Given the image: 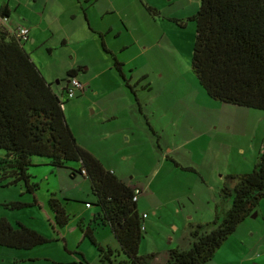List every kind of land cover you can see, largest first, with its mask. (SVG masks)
<instances>
[{
  "label": "rangeland",
  "instance_id": "rangeland-1",
  "mask_svg": "<svg viewBox=\"0 0 264 264\" xmlns=\"http://www.w3.org/2000/svg\"><path fill=\"white\" fill-rule=\"evenodd\" d=\"M199 1L10 0L9 20L2 22L10 31L28 28L24 47L55 92L66 69L81 66L79 79L87 91L65 98V119L107 169L141 190L138 211L148 217L139 253L154 254L152 264H163L168 248L188 246L189 226L213 220L222 184L227 176L252 170L264 137V110L211 99L191 71L195 24L186 18ZM147 6L158 15L151 16ZM110 53L122 64L128 86ZM70 173L38 169V199L51 192L68 197L71 220L55 243L27 252L30 260L14 264L97 263V251L78 227L81 212L92 204L88 180ZM20 191V185L0 186V212L12 223L56 236L43 205L2 208L10 198L30 199ZM254 213L207 264H264V199ZM94 229L97 241L107 238V229ZM0 252V264L10 259Z\"/></svg>",
  "mask_w": 264,
  "mask_h": 264
},
{
  "label": "trees",
  "instance_id": "trees-1",
  "mask_svg": "<svg viewBox=\"0 0 264 264\" xmlns=\"http://www.w3.org/2000/svg\"><path fill=\"white\" fill-rule=\"evenodd\" d=\"M146 9L151 16L158 15L155 8ZM0 17H9L6 4L0 7ZM169 20L185 25L183 20ZM186 20L195 24L191 71L205 93L215 101L264 110V0H200L197 11ZM25 40L0 23V186L20 185L21 196L30 197L1 206L13 211L43 205L57 235L51 237L20 221L12 223L1 213L0 249L20 257L58 240L71 220L70 199L54 192L38 199L35 178L40 167L65 168L73 178L79 175L88 180L90 207L95 211L87 218L79 216L78 227L97 251L96 264H152L154 254L139 253L145 232V218L137 206L140 189L126 184L81 147L65 119V102L79 91L68 98L69 81L77 78L78 70H67L59 93L55 92L26 51ZM110 57L128 86L122 64L114 54ZM130 91L136 99L132 88ZM226 179L217 194L213 220L190 226L188 246L170 248L165 264L211 262L239 225L256 211L264 199V137L252 170ZM94 226L107 229V238L97 241ZM72 263L88 264L80 260L54 262Z\"/></svg>",
  "mask_w": 264,
  "mask_h": 264
},
{
  "label": "crops",
  "instance_id": "crops-1",
  "mask_svg": "<svg viewBox=\"0 0 264 264\" xmlns=\"http://www.w3.org/2000/svg\"><path fill=\"white\" fill-rule=\"evenodd\" d=\"M4 4H6L7 6H8V8L10 9L11 8V5H10V0H0V7L2 6V5H4ZM112 11V10H111ZM8 20H9V17H8ZM0 22L2 23H4L5 21L4 20H2L1 19V17H0ZM125 26H126V24H125ZM109 29L108 30H111V29H113V26H109L108 27ZM121 32L120 31H118L117 32V34H120ZM28 39H29V33H28ZM66 42V40L65 39H62V43L64 44ZM112 54H114V53H112ZM69 69H73V70H78L77 71V78L79 79V72L81 71V66H79V67H77V68H75V67H71V68H69ZM69 69H66V70H69ZM143 76H146L145 74L143 75ZM80 80V79H79ZM80 82H81V84H82V88L77 92V94H76V96H78V95H82V94H84L86 91H87V85L86 84H84L81 80H80ZM75 96V97H76ZM74 97V98H75ZM71 128V130H72V132H73V129H72V127H70ZM73 135H74V137H75V139H76V141H77V143L81 146V147H83L84 149H86V150H88L89 152H91L93 155H95V157H97L98 159H99V157L97 156V154L95 153L96 151H94V149H92L91 148V145H89V142H87V141H79L78 140V138H77V136H76V134H74V132H73ZM101 162H102V160L101 159H99ZM140 194H141V190H140ZM140 196V195H139ZM16 198H10V199H8L7 200V202H9V201H14ZM41 200V199H40ZM138 200H139V197H138ZM138 200H137V203H138ZM44 207V206H43ZM44 209H45V207H44ZM93 211H95V209H93L92 207L91 208H84L83 209V211L81 212V217H85V218H87V217H90L91 216V214H93ZM1 213H4V212H0V215H1ZM4 214H6V213H4ZM143 214H146V213H142V215ZM7 215V214H6ZM147 215V214H146ZM148 217V215L146 216V218ZM21 222V221H20ZM23 223V222H22ZM25 224V223H24ZM25 225H27V224H25ZM28 226V225H27ZM144 226H145V219H144ZM145 230H146V228H145ZM189 230H191V227L189 226ZM189 243V241L187 242V244ZM169 250V248L164 252V255H163V257H162V263L163 264H165L166 263V260H167V251ZM0 251H2V256L3 257H6L7 255L8 256H10V259L9 260H5V261H3V263L2 264H14V262H17V261H22V262H25V261H27V260H30L29 259V256H28V254L26 253L25 255H20V257L19 256H17V255H14V254H11L10 252H8V251H5V250H0ZM1 253V252H0ZM7 259L9 258V257H6ZM12 260H14L13 262H12ZM11 261V262H10ZM61 262H66V261H61Z\"/></svg>",
  "mask_w": 264,
  "mask_h": 264
},
{
  "label": "built area",
  "instance_id": "built-area-1",
  "mask_svg": "<svg viewBox=\"0 0 264 264\" xmlns=\"http://www.w3.org/2000/svg\"><path fill=\"white\" fill-rule=\"evenodd\" d=\"M16 33L18 34V36L23 37V39H27L29 30L26 27L18 26L17 29H16ZM81 88H82V84L77 78H74L71 81H69V86L67 87V96H68V98H72L76 94V92L78 90H80ZM138 193L139 192L136 191L135 194L137 195ZM136 198L137 197L135 196L134 199H136ZM146 216H147L146 214L142 215L143 218H146ZM143 228H145V227L143 226Z\"/></svg>",
  "mask_w": 264,
  "mask_h": 264
},
{
  "label": "water",
  "instance_id": "water-1",
  "mask_svg": "<svg viewBox=\"0 0 264 264\" xmlns=\"http://www.w3.org/2000/svg\"><path fill=\"white\" fill-rule=\"evenodd\" d=\"M57 83H58V81H57ZM256 215H257V214H256V213H254L252 216H253V217H256Z\"/></svg>",
  "mask_w": 264,
  "mask_h": 264
}]
</instances>
